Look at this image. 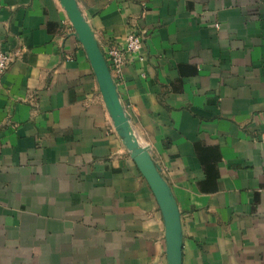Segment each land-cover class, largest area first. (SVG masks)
<instances>
[{"label": "crops", "instance_id": "crops-1", "mask_svg": "<svg viewBox=\"0 0 264 264\" xmlns=\"http://www.w3.org/2000/svg\"><path fill=\"white\" fill-rule=\"evenodd\" d=\"M177 203L181 264H264V0H76ZM0 264H167L158 203L59 0H0Z\"/></svg>", "mask_w": 264, "mask_h": 264}, {"label": "water", "instance_id": "water-1", "mask_svg": "<svg viewBox=\"0 0 264 264\" xmlns=\"http://www.w3.org/2000/svg\"><path fill=\"white\" fill-rule=\"evenodd\" d=\"M66 12L77 40L82 44L99 85L106 109L116 133L130 152V157L146 179L162 213L165 227L167 264H181L182 228L180 213L169 185L152 159L148 147L140 145L119 101L109 67L94 34L79 10L76 0H59Z\"/></svg>", "mask_w": 264, "mask_h": 264}, {"label": "built area", "instance_id": "built-area-1", "mask_svg": "<svg viewBox=\"0 0 264 264\" xmlns=\"http://www.w3.org/2000/svg\"><path fill=\"white\" fill-rule=\"evenodd\" d=\"M144 36L135 31H130L125 36L122 46L110 45L104 52L106 63L112 77L120 78L123 67L128 64L130 58L143 45ZM12 61V54L6 53L0 49V79L4 71Z\"/></svg>", "mask_w": 264, "mask_h": 264}]
</instances>
